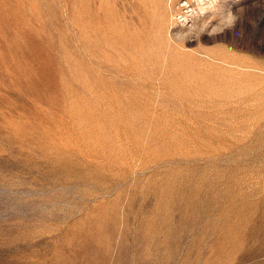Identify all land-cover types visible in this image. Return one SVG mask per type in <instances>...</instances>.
Masks as SVG:
<instances>
[{
    "label": "rangeland",
    "instance_id": "1",
    "mask_svg": "<svg viewBox=\"0 0 264 264\" xmlns=\"http://www.w3.org/2000/svg\"><path fill=\"white\" fill-rule=\"evenodd\" d=\"M0 264H264V0H0Z\"/></svg>",
    "mask_w": 264,
    "mask_h": 264
},
{
    "label": "clouds",
    "instance_id": "2",
    "mask_svg": "<svg viewBox=\"0 0 264 264\" xmlns=\"http://www.w3.org/2000/svg\"><path fill=\"white\" fill-rule=\"evenodd\" d=\"M232 17V21H235L236 17L235 16H231Z\"/></svg>",
    "mask_w": 264,
    "mask_h": 264
},
{
    "label": "bare ground",
    "instance_id": "3",
    "mask_svg": "<svg viewBox=\"0 0 264 264\" xmlns=\"http://www.w3.org/2000/svg\"><path fill=\"white\" fill-rule=\"evenodd\" d=\"M186 3H187V2H184L183 4H186ZM183 4H182V5H183ZM200 7H201V6H200ZM203 8H204V7H203ZM201 9H202V8H201ZM202 10H203V9H202Z\"/></svg>",
    "mask_w": 264,
    "mask_h": 264
}]
</instances>
